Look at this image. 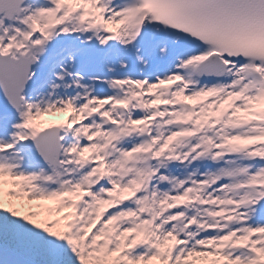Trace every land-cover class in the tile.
<instances>
[{"label": "snow or ice", "instance_id": "snow-or-ice-1", "mask_svg": "<svg viewBox=\"0 0 264 264\" xmlns=\"http://www.w3.org/2000/svg\"><path fill=\"white\" fill-rule=\"evenodd\" d=\"M0 264H264V0H0Z\"/></svg>", "mask_w": 264, "mask_h": 264}, {"label": "rangeland", "instance_id": "rangeland-1", "mask_svg": "<svg viewBox=\"0 0 264 264\" xmlns=\"http://www.w3.org/2000/svg\"><path fill=\"white\" fill-rule=\"evenodd\" d=\"M64 118V115L62 114H59L57 117H54L53 114L51 115H45V116H42L41 118H39L38 120V123H56V122H59L61 119Z\"/></svg>", "mask_w": 264, "mask_h": 264}]
</instances>
